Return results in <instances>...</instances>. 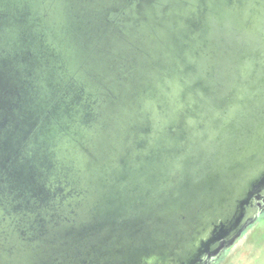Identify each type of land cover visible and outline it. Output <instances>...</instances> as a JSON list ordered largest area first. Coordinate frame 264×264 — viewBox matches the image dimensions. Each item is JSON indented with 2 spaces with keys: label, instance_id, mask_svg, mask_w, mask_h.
Masks as SVG:
<instances>
[{
  "label": "water",
  "instance_id": "water-1",
  "mask_svg": "<svg viewBox=\"0 0 264 264\" xmlns=\"http://www.w3.org/2000/svg\"><path fill=\"white\" fill-rule=\"evenodd\" d=\"M263 213L264 0H0V264H217Z\"/></svg>",
  "mask_w": 264,
  "mask_h": 264
},
{
  "label": "rangeland",
  "instance_id": "rangeland-1",
  "mask_svg": "<svg viewBox=\"0 0 264 264\" xmlns=\"http://www.w3.org/2000/svg\"><path fill=\"white\" fill-rule=\"evenodd\" d=\"M217 264H264V217Z\"/></svg>",
  "mask_w": 264,
  "mask_h": 264
},
{
  "label": "trees",
  "instance_id": "trees-1",
  "mask_svg": "<svg viewBox=\"0 0 264 264\" xmlns=\"http://www.w3.org/2000/svg\"><path fill=\"white\" fill-rule=\"evenodd\" d=\"M264 217V213L260 216V218L257 220V222L256 223H258V222H260L261 221V219ZM256 223H254L253 225H251L244 233H243V235L237 240V242L247 233V231H249V230H251L252 228H254L255 227V225H256ZM229 249H227V251H228Z\"/></svg>",
  "mask_w": 264,
  "mask_h": 264
},
{
  "label": "flooded vegetation",
  "instance_id": "flooded-vegetation-1",
  "mask_svg": "<svg viewBox=\"0 0 264 264\" xmlns=\"http://www.w3.org/2000/svg\"><path fill=\"white\" fill-rule=\"evenodd\" d=\"M222 254H224V251L216 258L213 259V264L216 263L218 261V259L222 256Z\"/></svg>",
  "mask_w": 264,
  "mask_h": 264
},
{
  "label": "snow or ice",
  "instance_id": "snow-or-ice-1",
  "mask_svg": "<svg viewBox=\"0 0 264 264\" xmlns=\"http://www.w3.org/2000/svg\"><path fill=\"white\" fill-rule=\"evenodd\" d=\"M225 107H227V102L225 103ZM223 110V109H222Z\"/></svg>",
  "mask_w": 264,
  "mask_h": 264
}]
</instances>
